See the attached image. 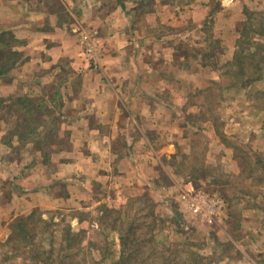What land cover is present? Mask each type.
I'll return each mask as SVG.
<instances>
[{
    "label": "rangeland",
    "instance_id": "1",
    "mask_svg": "<svg viewBox=\"0 0 264 264\" xmlns=\"http://www.w3.org/2000/svg\"><path fill=\"white\" fill-rule=\"evenodd\" d=\"M222 1L139 0L138 12L150 22L144 21L138 35L148 38L157 34L172 36L176 56L182 57L162 66V87L165 88L163 92L159 88V92L153 93L169 105L167 109H159L167 116L162 120L164 124L161 123L164 129L161 138L156 141L152 132L148 134L155 148L165 142L166 154L157 160L146 144H139L150 157L148 171L144 169V182L137 181L136 187L133 186L129 201V197L120 201L111 183L99 192L95 190L81 203L39 208L38 215L54 221L53 228L57 233L68 223L74 231L85 229L82 259L75 261L77 264H113L122 258L121 233H128L130 239L125 249L127 256L130 253L127 264H264V70L245 68L247 82L238 81L232 72L228 73L234 69L228 62L234 59L239 48L238 29L243 21L252 18L253 26L264 31V9L244 8L245 18L236 24L237 37H234V29L224 22ZM156 7L160 13L155 18L150 12ZM80 30L84 31L81 37L84 54L90 57L102 53L101 43L94 35L96 32L90 28ZM255 37L263 42L261 55H264V33H256ZM172 41H166L165 50L159 47L160 44L149 41L142 46L138 41L134 51L138 53L143 48L152 58L160 54L168 57L173 53ZM258 56L260 51L255 58ZM155 81L152 79L153 85H156ZM13 82L11 79L10 85ZM47 87L53 98L57 87L52 83ZM1 94L0 102H3ZM15 94L9 92L5 96L11 107L0 108V114L11 120L10 125L0 124V152L3 151L1 143L12 146L11 138L9 135L3 138L1 129L22 127L18 121H25L29 116H34L36 121L44 113L51 119L58 117L59 108L55 106L34 108L44 100L51 102L50 96H45L46 92L44 96L36 95L31 99L18 96L21 101L14 98ZM96 95L90 90L84 97L88 100ZM69 97L66 95L70 101ZM13 105L20 107L16 108L20 112L15 109L14 113ZM25 105L32 106L31 111L25 112L29 108L22 109ZM64 109L68 116L77 110L70 109L68 102ZM55 127L49 125L53 135ZM51 139L54 146L57 145L51 149L58 150L59 138L56 143L55 137ZM66 142L69 147L74 144L72 139ZM75 142L82 146L85 140ZM117 148L128 151L123 142L120 146L117 144ZM17 155L12 151L6 161L0 155V189L7 193L4 198L3 195L0 197V244L8 239L13 221L27 215L11 213L3 220L2 210H12L14 206L12 192H19L12 180L13 161L22 158ZM55 161L50 163L52 169H55ZM215 201L220 202L218 207ZM194 203L201 204L202 210L197 211ZM125 206L124 225L114 229L105 223L108 213L102 210ZM112 215L116 217L117 213ZM8 250L0 245V264H32L21 252L3 262ZM9 253L12 255L11 251Z\"/></svg>",
    "mask_w": 264,
    "mask_h": 264
},
{
    "label": "crops",
    "instance_id": "2",
    "mask_svg": "<svg viewBox=\"0 0 264 264\" xmlns=\"http://www.w3.org/2000/svg\"><path fill=\"white\" fill-rule=\"evenodd\" d=\"M139 3V0H0V51L12 48L19 53L18 62L0 73V92L4 96L0 108L11 107L5 97L9 92L16 93L14 98L25 95L30 99L46 92L49 98L50 83L57 91L53 98L50 96V103L44 100L39 105L59 108L58 117L51 119L44 113L37 120L40 126L27 142H22L20 134L9 126L1 129L2 137L9 135L12 142V146L1 143L3 160L12 151L22 157L13 161L12 180L19 192H12L14 206L12 210H2L3 220L11 213L29 214L35 208L81 203L95 190L99 192L111 183L112 190L118 192L117 198L125 200L137 181L144 182L145 170L148 171L150 157L139 144H146L157 160L166 154L165 142L155 148L148 134L152 132L156 141L161 138L162 120L167 116L159 109H167L169 105L153 93L165 88L162 66L182 57L176 56L174 37L138 35L144 21L150 22L138 12ZM222 4L224 22L234 29V37H237L236 24L245 18L244 8L264 9V0H223ZM150 13L156 18L160 12L156 7ZM85 28L96 32L102 53L90 57L84 54L81 41L84 31L80 29ZM168 40H173V53L168 57L160 54L152 58L143 48L138 53L134 51L138 41L142 46L149 41L160 44L165 50ZM1 58L0 54V61ZM11 79L14 82L10 85ZM90 90L98 95L87 100L84 96ZM68 94L70 101L66 98ZM67 102L70 109H77L72 116L64 111ZM12 108L14 113L20 112L17 110L20 107ZM18 122L21 125L24 120ZM18 122L14 120L16 126ZM1 123L10 125L11 120L0 114ZM49 125H56L54 143L60 140L58 150L51 149L54 144L48 137ZM68 139L74 142L71 147ZM74 139L85 142L81 146ZM121 142L128 151L117 148ZM54 160L52 169L50 163ZM92 168L96 171L91 176ZM5 194L0 189V197Z\"/></svg>",
    "mask_w": 264,
    "mask_h": 264
},
{
    "label": "trees",
    "instance_id": "3",
    "mask_svg": "<svg viewBox=\"0 0 264 264\" xmlns=\"http://www.w3.org/2000/svg\"><path fill=\"white\" fill-rule=\"evenodd\" d=\"M251 16H253V13ZM251 19L252 18L247 21H243L241 28L238 29L240 34L239 48H237L235 52L234 59L228 62V65H231L234 68L228 73L232 72V76L235 78L238 77V81L241 82H247L245 78L248 76V73L247 70H244L245 68L252 67L258 72L264 70V55H261L263 42L256 40L255 37L256 33L263 34L264 31H262L261 28L258 29L256 26H253V21H251ZM3 35L2 37L4 41H6V37ZM10 37L14 38V35H10ZM10 43L11 41H8V45ZM259 51L260 56H258L257 59L255 56ZM0 54L2 56L0 61V73L10 70V68L13 67L19 60V53L12 48L2 50L0 51ZM250 78L256 80L255 77ZM21 100L22 98H18V101ZM24 104L25 103H23V105ZM27 106L28 105H25L24 107L22 106V109ZM34 106H37L34 107L37 109L44 108V105ZM28 107L29 108H26L25 112L31 111L32 106ZM21 125L23 127H15L14 131L20 134L22 142L29 141L31 139L30 134L37 132L40 126L34 116H29L28 119L26 118L24 123ZM48 137L51 139L55 136L49 131ZM129 200L130 197L128 201ZM125 208L126 206L123 208L106 207L102 210L103 212L108 213V219L105 220V223L112 225L114 229H117L118 226L124 225L126 223L125 217L123 216ZM114 212L117 213L116 217L112 215ZM38 214L39 208H35L31 213L21 215L20 217H17L18 219L13 221L11 224V233L8 239L0 244L4 249L9 248L8 251H5V253L7 252V256L2 261L5 262L10 260L11 258L17 256L16 253L21 252L20 254L26 260L30 259L32 264H77L75 261L82 259L81 250L85 240V229L74 231L73 226L68 223L66 226L61 228L62 232H58V235L57 229L53 228L55 222L47 220ZM83 220H85V218H83ZM121 241L123 247L121 251L122 258L113 261V264H127L126 259L128 260L130 258V253L127 256V251H125V249H127V244L130 241L128 233H121ZM10 251L12 252V255H8L10 254ZM135 251H138V249Z\"/></svg>",
    "mask_w": 264,
    "mask_h": 264
},
{
    "label": "built area",
    "instance_id": "4",
    "mask_svg": "<svg viewBox=\"0 0 264 264\" xmlns=\"http://www.w3.org/2000/svg\"><path fill=\"white\" fill-rule=\"evenodd\" d=\"M215 204H216V207H218V205H220V202L219 201H215ZM194 207L196 208L197 211L202 210L201 204H195L194 203Z\"/></svg>",
    "mask_w": 264,
    "mask_h": 264
}]
</instances>
